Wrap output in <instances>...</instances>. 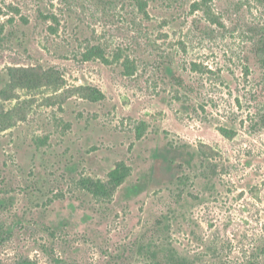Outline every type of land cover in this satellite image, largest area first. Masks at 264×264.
<instances>
[{
  "label": "rangeland",
  "instance_id": "rangeland-1",
  "mask_svg": "<svg viewBox=\"0 0 264 264\" xmlns=\"http://www.w3.org/2000/svg\"><path fill=\"white\" fill-rule=\"evenodd\" d=\"M223 1L0 0V264H264V12Z\"/></svg>",
  "mask_w": 264,
  "mask_h": 264
},
{
  "label": "trees",
  "instance_id": "trees-1",
  "mask_svg": "<svg viewBox=\"0 0 264 264\" xmlns=\"http://www.w3.org/2000/svg\"><path fill=\"white\" fill-rule=\"evenodd\" d=\"M135 2L136 7L139 9L141 12H145L146 7H147V0H133ZM209 1V0H208ZM221 1V0H220ZM206 2V0H204ZM224 2V8L223 10L225 11L226 8L231 7V11L233 14H235L236 18H239L241 15L242 11V5L243 1L242 0H226ZM253 4L258 8L260 7L263 12H264V0H253ZM197 7V5H194ZM221 8V7H220ZM222 10V8H221ZM194 24L197 22L193 20ZM246 24V31L249 35L250 38V54L252 55L253 59L257 62L258 66L264 70V25L261 23H253L252 21H245ZM98 47L90 46L88 47L87 52L83 55L85 59H90L94 56H102L98 52ZM177 83L180 84V80L177 79ZM262 117L261 120L264 122V115H261ZM130 174V168L127 167L123 162L122 163H117L115 167L109 172V177H110V182L112 185L119 186L124 182V180L128 177ZM91 187H92V192L96 195H109L110 194V189L100 180H93L91 181Z\"/></svg>",
  "mask_w": 264,
  "mask_h": 264
}]
</instances>
